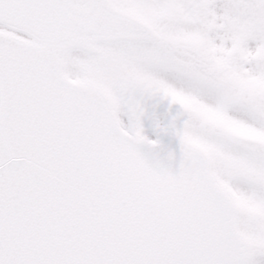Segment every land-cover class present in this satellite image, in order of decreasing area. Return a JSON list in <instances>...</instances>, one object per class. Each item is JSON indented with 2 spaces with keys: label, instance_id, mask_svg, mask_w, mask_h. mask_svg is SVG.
Segmentation results:
<instances>
[{
  "label": "snow or ice",
  "instance_id": "snow-or-ice-1",
  "mask_svg": "<svg viewBox=\"0 0 264 264\" xmlns=\"http://www.w3.org/2000/svg\"><path fill=\"white\" fill-rule=\"evenodd\" d=\"M0 264H264V0H0Z\"/></svg>",
  "mask_w": 264,
  "mask_h": 264
}]
</instances>
